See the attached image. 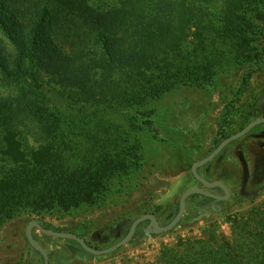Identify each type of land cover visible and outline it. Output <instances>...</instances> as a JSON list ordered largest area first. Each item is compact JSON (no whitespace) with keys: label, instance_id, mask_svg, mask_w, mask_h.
Masks as SVG:
<instances>
[{"label":"trees","instance_id":"16d2710c","mask_svg":"<svg viewBox=\"0 0 264 264\" xmlns=\"http://www.w3.org/2000/svg\"><path fill=\"white\" fill-rule=\"evenodd\" d=\"M124 1L127 10L103 12L89 0H0V30L14 48L0 43V85L17 94L0 95V225L25 212L103 208L113 182L140 167L126 146L70 163L65 135L72 126L50 98L54 92L95 114L145 108L180 85L212 80V65L203 62L209 27L202 23L204 5L220 0ZM222 1L220 33L233 42L238 64L264 65V47L256 43L258 32L264 34V0ZM247 3L258 6L250 17ZM191 34H199L201 50L188 47ZM198 52L202 66L196 67ZM25 61L54 74L59 88L45 87ZM254 219L247 223L253 231L232 241L211 225L205 238L164 250L155 264H264V216Z\"/></svg>","mask_w":264,"mask_h":264},{"label":"rangeland","instance_id":"374dc122","mask_svg":"<svg viewBox=\"0 0 264 264\" xmlns=\"http://www.w3.org/2000/svg\"><path fill=\"white\" fill-rule=\"evenodd\" d=\"M123 1L89 0V3L109 12L127 10ZM204 7L206 15L202 24L209 30L205 33L208 49L203 62L212 65L213 70V78L206 86L180 85L145 108L101 113L98 110L95 114V109L77 106L72 100L60 98L56 92L50 96L54 104L62 107L72 126L65 135L70 163L116 155L126 146L131 149L129 154L134 153L139 158L140 167L113 182V193L103 208L52 210L44 215L25 212L1 224L0 264H44V259L31 248L26 237L27 227L33 221L53 231L75 234L91 247L105 250L123 240L133 222L143 215H154L163 226L174 220L182 195L196 184L190 167L208 157L224 138L236 134L246 117L245 109L264 96V65H239L233 42L220 33L225 3L220 0ZM256 7L247 3L244 12L250 17L256 13ZM258 33L256 43L264 47V34ZM198 36L190 35L188 47L191 50H201L203 45L196 47ZM0 43L14 52L1 30ZM60 48L67 55L74 54L67 46ZM201 56L198 52L194 57L196 67L202 66L196 61ZM24 66L31 69L45 87L59 88L56 76L37 61H25ZM9 94L17 95L13 89L0 85V95ZM148 112L153 113L148 117ZM239 145L237 141L227 147L201 170L202 174L208 169L206 174L211 181L237 183ZM3 165L5 161L0 154V170ZM261 216H264V194L258 199L244 200L237 193L229 202L191 196L184 217L173 230L152 235L147 223H143L130 243L109 255H86L77 242L46 236L39 230L35 240L49 254L50 264H155L164 250L182 241L205 238V231L211 225L232 241L243 236L244 230L251 231L253 222L249 227L247 223Z\"/></svg>","mask_w":264,"mask_h":264},{"label":"water","instance_id":"95a60500","mask_svg":"<svg viewBox=\"0 0 264 264\" xmlns=\"http://www.w3.org/2000/svg\"><path fill=\"white\" fill-rule=\"evenodd\" d=\"M261 123H264V119H260V120H257L255 122L251 123L248 127H246L240 133L235 134V135L225 139L214 150L213 153H211L205 159L195 163L193 165V167H192V173H193L195 179L198 182L203 184L204 187L207 188V189H216V188L223 189L225 194H226L225 197L216 196L215 194H212L211 192L206 191L203 188L190 189V190H188L186 193H184L182 195V197L180 199V204H179V212H178L177 216L174 218V220L171 223H169L167 226L159 225V223L157 222V218L154 215H151V214L143 215V216H141L140 218H138L137 220H135L133 222L128 234L126 235V237L123 240H121L115 246H113L111 248H108V249H105V250H97V249L91 247L87 243V241H85L83 238H81V237H79V236H77L75 234L57 232V231H53V230L47 229L41 223H39L38 221L31 222L28 225V227H27L26 237H27V240H28L29 244L32 246V248H34L37 252H39L41 254V256L44 259V264H50L49 254L43 248V246H41V244L35 240V238L33 236V231L35 229L39 230L42 234H44L46 236L59 238V239L73 240V241L77 242L86 253H89V254H91L93 256L109 255L111 253H114V252L118 251L122 247L126 246L128 243H130V241L135 236L138 227L141 224L145 223V222H149L148 232L150 234H152V235H160V234H164V233L170 232L171 230H173L180 223V221L184 217L185 212H186V207H187V200L191 196L201 195V196H205L207 198H211V199H214V200H217V201H226V200H228V198H229V189H228V187L223 182H220V181H216V182L207 181L206 179L202 178L199 175L198 170L201 167H203V166L207 165L208 163H210L211 161H213L216 157H218L230 143L242 138L251 129H253L255 126H257V125H259ZM238 156H239V159L242 162L243 167H244V179H243V185H242V192H243L244 189L246 188V185H247V182H248V179H249V171H248L247 163H246V161L244 159L243 154L239 153Z\"/></svg>","mask_w":264,"mask_h":264},{"label":"flooded vegetation","instance_id":"af4514ba","mask_svg":"<svg viewBox=\"0 0 264 264\" xmlns=\"http://www.w3.org/2000/svg\"><path fill=\"white\" fill-rule=\"evenodd\" d=\"M245 110H247V113L246 112L245 113L243 112V113L246 117H245V119L241 125V128L236 132V134L243 131L251 123H253L257 120H260V119H264V96L261 95L258 102H255L252 105V107L246 108ZM233 135H235V134H233ZM229 137H231V136H227L226 138H224V140L229 138ZM237 141L240 142V145L237 148V152H236L237 161H238V164L240 167L239 168L240 171L237 175V183L232 182L231 184L232 185L235 184V186H237L238 188L232 187L231 184L228 182L220 181V182H223L229 189L228 200L217 201V200H214L211 198H208V199H211L215 202H229L233 198V196H235L238 193L240 198H242L244 200H254V199H258L260 196H262L264 194V123H261V124L255 126L245 136H243L242 138L230 143L227 147H229L231 144H234ZM239 153L243 154L244 159L247 163L248 171H249V179H248L246 188L244 189L243 192H242V185H243V179H244V167H243L242 162L239 159V156H238ZM209 164L210 163L201 167L198 170L199 175L209 182H216V181H211L208 179V174H206L208 172V169H205V172L203 174L201 172V170L204 168H207ZM192 167H193V165L190 168L191 169L190 173H191L192 178L194 179V181L196 183L193 186L194 188H203L204 190L209 191L212 194H215L216 196H219V197H225L226 196L224 190L221 188H216V189L205 188L203 184H201L200 182H198L195 179V177L192 173ZM237 189H238V192H237ZM195 196H198L200 198H203V197L207 198V197L201 196V195H195ZM179 204H180V202H179ZM186 211H187V207H186ZM178 212H179V208H178ZM157 222L159 223L158 218H157ZM145 223H147V227H148L149 222H145ZM159 225H161V224L159 223ZM161 226H163V225H161Z\"/></svg>","mask_w":264,"mask_h":264}]
</instances>
